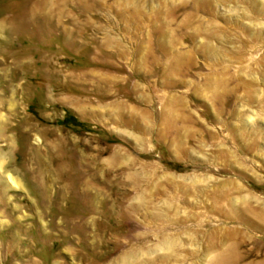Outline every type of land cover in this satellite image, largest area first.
Masks as SVG:
<instances>
[{"label": "rangeland", "instance_id": "1", "mask_svg": "<svg viewBox=\"0 0 264 264\" xmlns=\"http://www.w3.org/2000/svg\"><path fill=\"white\" fill-rule=\"evenodd\" d=\"M262 217L264 0H0V264H264Z\"/></svg>", "mask_w": 264, "mask_h": 264}, {"label": "bare ground", "instance_id": "2", "mask_svg": "<svg viewBox=\"0 0 264 264\" xmlns=\"http://www.w3.org/2000/svg\"><path fill=\"white\" fill-rule=\"evenodd\" d=\"M10 180H11L12 182H15L14 179L11 178V176H10ZM262 215H263V214H262ZM262 218H263V217H262ZM262 218H261V219H262ZM262 220H264V218H263ZM242 244H243V243H242ZM191 253H192V252H191Z\"/></svg>", "mask_w": 264, "mask_h": 264}]
</instances>
